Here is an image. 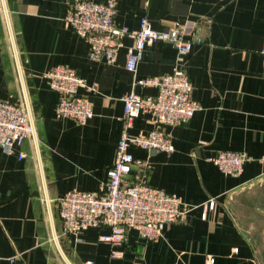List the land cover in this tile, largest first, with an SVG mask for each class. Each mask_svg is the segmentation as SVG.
<instances>
[{"label": "crops", "instance_id": "0c3cea01", "mask_svg": "<svg viewBox=\"0 0 264 264\" xmlns=\"http://www.w3.org/2000/svg\"><path fill=\"white\" fill-rule=\"evenodd\" d=\"M0 7V98L23 96L36 134L14 155L0 148V264H264V0H118V27L138 30L146 17L158 31L187 28L194 44L184 70L202 110L166 127L173 153L130 150L149 163L150 186L196 208L165 226L158 242L131 231L115 247L101 239L106 227L83 232L81 241L64 235L56 201L100 190L124 129L122 98L156 96L134 82L170 74L177 50L169 42L148 46L133 74V41L123 40L114 64L91 60L88 42L66 21V0H0ZM57 66L98 86L79 90L94 110L84 125L57 117L59 94L44 77ZM153 129L142 115L130 132ZM222 151L249 158L240 176L211 161ZM211 200L216 207L205 210Z\"/></svg>", "mask_w": 264, "mask_h": 264}, {"label": "built area", "instance_id": "2783aa9c", "mask_svg": "<svg viewBox=\"0 0 264 264\" xmlns=\"http://www.w3.org/2000/svg\"><path fill=\"white\" fill-rule=\"evenodd\" d=\"M67 23L90 46V59L114 64L118 60L123 40L133 45L128 48L127 70L136 74L145 49L158 42H169L177 50L173 71L163 76L137 79L134 88H156V96L132 91L122 98L124 103V129L117 145L116 159L107 172V180L100 190L72 191L56 201L62 222V233L81 241L83 232L92 228H109L101 237L112 246H121L126 235L137 231L149 242H158L164 227L184 221L196 208L176 194L152 187L147 182L150 165L145 159L135 158L131 148L148 152L173 153L175 147L167 126L188 124L202 105L193 98V86L184 70L185 58L192 51L194 40L187 28L174 26L167 31L153 29L148 18L141 20L138 30L118 27L115 19L118 0H66ZM219 2L233 0H218ZM1 9V7H0ZM264 64V44L261 50ZM51 89L59 94L56 114L60 119H71L80 125L94 116L93 105L79 96L80 89L95 92L97 85H88L78 73L66 66H57L47 72ZM149 116L154 129L149 133L132 135L135 119ZM35 127L28 102L22 96L17 100L0 98V148L14 155L16 147L25 140L34 143ZM19 159L26 157L19 154ZM225 175L240 176L249 158L238 152L222 151L211 160ZM211 200L205 210H213Z\"/></svg>", "mask_w": 264, "mask_h": 264}]
</instances>
